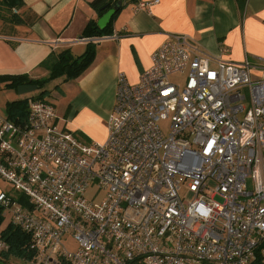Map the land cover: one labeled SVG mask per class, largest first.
Listing matches in <instances>:
<instances>
[{
  "label": "built area",
  "instance_id": "obj_1",
  "mask_svg": "<svg viewBox=\"0 0 264 264\" xmlns=\"http://www.w3.org/2000/svg\"><path fill=\"white\" fill-rule=\"evenodd\" d=\"M150 62L136 84L118 76L102 144L59 128L48 100L28 99L22 124L0 117V179L27 202L0 207L28 236L24 264H264V65L181 34Z\"/></svg>",
  "mask_w": 264,
  "mask_h": 264
},
{
  "label": "crops",
  "instance_id": "obj_2",
  "mask_svg": "<svg viewBox=\"0 0 264 264\" xmlns=\"http://www.w3.org/2000/svg\"><path fill=\"white\" fill-rule=\"evenodd\" d=\"M91 1L24 0L23 6L12 12L18 16V24L0 20V76L43 79L48 72L41 64L51 54L68 49L76 57L86 43L94 44L93 61L78 78L51 82L63 96L60 116L55 109L57 123L60 120V126L84 144L105 142L118 76L136 84L151 64V53L169 34L189 36L203 54L235 64L248 62L254 75L262 74L264 0H246L242 10L236 0H157L138 11L136 3L129 4L118 13L110 35L83 39L85 25L99 18L89 5ZM148 1L152 0L137 3ZM18 99L21 96L0 84L1 118H6V103ZM4 183L0 179V193L14 198L11 187L6 189Z\"/></svg>",
  "mask_w": 264,
  "mask_h": 264
},
{
  "label": "trees",
  "instance_id": "obj_3",
  "mask_svg": "<svg viewBox=\"0 0 264 264\" xmlns=\"http://www.w3.org/2000/svg\"><path fill=\"white\" fill-rule=\"evenodd\" d=\"M24 0H0V20L6 23L18 24L20 21L13 10L23 6ZM119 0H92L90 7L96 12L98 17H101L107 12L111 6ZM122 6L112 16L108 25L99 29L96 21H89L81 32V38L94 39L110 35L112 32V24L115 21L118 13L125 5L135 4L138 0H120ZM246 0H236L239 9H243ZM4 12V13H3ZM6 13V14H5ZM8 15V16H5ZM94 58V44L86 43L83 53L79 56H73L68 49L60 51L56 54H51L41 65L47 69V77L40 80H30L25 75H10L0 76V84L4 85L5 89L15 91L20 85H36L37 93L30 96L24 95L21 99L11 101L5 105L6 118L16 124L25 122L28 114L27 100H46L49 92L46 86L54 80L63 79L67 82L78 78L92 63ZM56 88V86H55ZM16 201L26 206L25 198L19 195ZM2 207H0V226L3 222ZM0 240L7 245V251L1 252L0 261L5 262L6 258L12 257L17 260H30L31 255L26 250L28 236L19 229L8 224L3 230H0ZM6 264V263H4Z\"/></svg>",
  "mask_w": 264,
  "mask_h": 264
},
{
  "label": "rangeland",
  "instance_id": "obj_4",
  "mask_svg": "<svg viewBox=\"0 0 264 264\" xmlns=\"http://www.w3.org/2000/svg\"><path fill=\"white\" fill-rule=\"evenodd\" d=\"M148 2H149V1H148ZM144 3H145V2H144ZM169 80H170V82H172V83H174V84H177V85H182V84H183V76H181V75H172V76H170ZM46 89H49V90H50V91H49V92H50V98H49V99H50L51 101L48 100V99H46V100H48L49 102L54 103V105H55V109H56V113H57V115L60 116L61 113H62V111H63V105H64V103L62 102V98H63V96H62L61 92L59 91V89L56 90V88H55V83L48 84V85L46 86ZM14 92H15V94H16L17 97H20L19 95H17L16 90H15ZM36 93H37V91L32 92V93H29V94H27V95L32 96V95H34V94H36ZM23 96H24V95H23ZM21 97H22V96H21ZM60 124H61V122H60V120H59V123H57V126H58L59 128H62V127L60 126ZM164 130L166 131L167 128H165ZM4 186H5L6 189L9 187L8 184H6V183H4ZM10 191L13 192L14 195H16V196L14 197V199H17V197L20 195L19 193H17L16 191L12 190L11 188H10ZM180 196H181V198H183V199H185V200H189V199H191V196H190L189 193L187 192V190H186V188H185L184 185H182V189H181V191H180ZM2 215H3L4 217H3V222H2V224H1V226H0V230H3L6 226H8V224H10V223H9V219H10L9 214L6 213V211H2ZM64 244H65V246H66L68 249H72V250H73V249L75 248V244H74V242H73L72 240H70V239H68ZM0 257H1V252H0ZM4 263H6V264H24V263L21 262L20 260H17V259L12 258V257L6 258Z\"/></svg>",
  "mask_w": 264,
  "mask_h": 264
},
{
  "label": "water",
  "instance_id": "obj_5",
  "mask_svg": "<svg viewBox=\"0 0 264 264\" xmlns=\"http://www.w3.org/2000/svg\"><path fill=\"white\" fill-rule=\"evenodd\" d=\"M121 6H122V1L119 0L116 3H114L107 12H105L101 17H99L96 21L98 28L99 29L105 28L110 22L112 16L115 14L116 11L120 9ZM37 89L38 87L36 85H20L16 88V93L19 96H23L35 92L37 91ZM0 264H4V263L0 261Z\"/></svg>",
  "mask_w": 264,
  "mask_h": 264
},
{
  "label": "bare ground",
  "instance_id": "obj_6",
  "mask_svg": "<svg viewBox=\"0 0 264 264\" xmlns=\"http://www.w3.org/2000/svg\"><path fill=\"white\" fill-rule=\"evenodd\" d=\"M43 100V99H42Z\"/></svg>",
  "mask_w": 264,
  "mask_h": 264
}]
</instances>
